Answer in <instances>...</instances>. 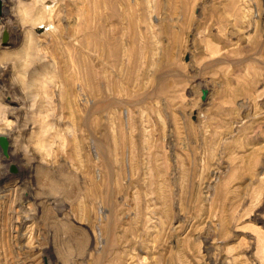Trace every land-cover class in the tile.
Returning a JSON list of instances; mask_svg holds the SVG:
<instances>
[{
  "label": "rangeland",
  "instance_id": "rangeland-1",
  "mask_svg": "<svg viewBox=\"0 0 264 264\" xmlns=\"http://www.w3.org/2000/svg\"><path fill=\"white\" fill-rule=\"evenodd\" d=\"M99 1L1 0L0 264H264V0Z\"/></svg>",
  "mask_w": 264,
  "mask_h": 264
},
{
  "label": "bare ground",
  "instance_id": "bare-ground-1",
  "mask_svg": "<svg viewBox=\"0 0 264 264\" xmlns=\"http://www.w3.org/2000/svg\"><path fill=\"white\" fill-rule=\"evenodd\" d=\"M6 2H8V0H3V7L5 8V4ZM97 4H100V1L98 0ZM84 20L85 22L88 21L87 17H84ZM87 24V27L89 28L88 26V22L86 23ZM7 27V26H6ZM8 28V27H7ZM6 29V28H5ZM99 30V29H98ZM6 31H10V30H7ZM95 46L100 48L102 46V41L98 38L96 41H95ZM3 71L1 72V75H0V81L4 79L5 77V74H6V71L4 69H2ZM3 83V82H2ZM48 96V95H47ZM47 98V97H46ZM12 99V98H11ZM13 100V99H12ZM46 100V99H45ZM14 101V100H13ZM16 101V100H15ZM48 107V106H47ZM13 111V110H12ZM11 111V112H12ZM51 111V110H49ZM26 113V110L23 111ZM34 112V111H33ZM13 113V112H12ZM15 114V113H13ZM20 113H16L15 114V117H19L20 118ZM14 117V118H15ZM40 119V118H39ZM44 120V119H43ZM18 124V123H17ZM22 124V123H21ZM20 124V125H21ZM19 125V124H18ZM41 125V124H40ZM34 126V125H33ZM48 126V125H47ZM15 127V126H14ZM24 127V126H23ZM55 127V126H54ZM19 128V127H18ZM53 128V127H52ZM3 128H1L0 130H2ZM16 129V128H15ZM14 128H8L6 127L3 131H0V140L1 139H4L5 142H6V149H5V152L6 154H1V159L3 160V162L7 163V164H16L18 166V168L22 171H24L25 169L28 168L27 165L23 164V161L21 160L22 159V153H21V149L19 147L18 144H13L14 143V140H15V136L17 137H21L23 135H25L26 133L24 132H21V130H15ZM27 129V128H25ZM56 132V130H55ZM15 135V136H14ZM40 135V134H39ZM35 136V135H34ZM37 137V136H36ZM33 138V137H32ZM35 138V137H34ZM39 138V136H38ZM37 150V149H36ZM38 151V150H37ZM36 151V152H37ZM32 155V154H31ZM36 155L35 153H33V157L32 158V161H35V162H38V159L36 158ZM42 156V155H41ZM25 157V156H24ZM41 161V160H40ZM25 162V161H24ZM28 164V163H27ZM31 165V164H29ZM30 168V167H29ZM44 169V168H43ZM25 172V171H24ZM7 174V172H5L4 170H0V177L2 175H5ZM29 176V175H28ZM31 184V183H30ZM24 201V200H23ZM38 210V209H37ZM44 251V250H43Z\"/></svg>",
  "mask_w": 264,
  "mask_h": 264
},
{
  "label": "water",
  "instance_id": "water-1",
  "mask_svg": "<svg viewBox=\"0 0 264 264\" xmlns=\"http://www.w3.org/2000/svg\"><path fill=\"white\" fill-rule=\"evenodd\" d=\"M0 10H1V0H0ZM201 92H202V94H201V98L204 99L207 90H206V89H202ZM1 141H2V145H3V147H4V150H5V149H6V142H5L4 139H1Z\"/></svg>",
  "mask_w": 264,
  "mask_h": 264
}]
</instances>
